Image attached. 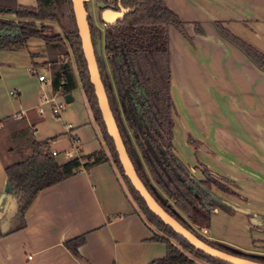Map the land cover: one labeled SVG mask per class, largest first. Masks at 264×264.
Masks as SVG:
<instances>
[{"label":"crops","instance_id":"0c3cea01","mask_svg":"<svg viewBox=\"0 0 264 264\" xmlns=\"http://www.w3.org/2000/svg\"><path fill=\"white\" fill-rule=\"evenodd\" d=\"M100 1L86 0L99 28ZM165 4L190 36L168 27L173 151L186 166L195 167L191 171L196 177L202 178L200 168L205 165L232 181L242 198L213 189L216 194L264 215V71L214 24L221 22L264 53V0H165ZM30 40L25 49H0V218L8 206L5 166L17 159L12 148L28 132L37 140H49L58 163L89 154L102 144L81 88L71 91L69 102L61 91H54L50 60L32 51ZM37 73L45 75L46 83L37 79ZM59 102L63 104L54 113L53 105ZM24 220L23 228L9 232L2 219L6 233L0 235V264H148L165 254V244L152 240L153 229L111 161L39 191ZM206 233L211 240L264 255V224L254 227L242 211L217 208ZM81 235L83 242L74 254L63 243ZM195 264L210 263L196 259Z\"/></svg>","mask_w":264,"mask_h":264},{"label":"trees","instance_id":"16d2710c","mask_svg":"<svg viewBox=\"0 0 264 264\" xmlns=\"http://www.w3.org/2000/svg\"><path fill=\"white\" fill-rule=\"evenodd\" d=\"M35 5H0V49H25L30 38L41 39L56 46L67 42L73 56L66 61L50 62L51 88L70 94L80 87L92 117L98 126L102 144L99 149L64 163L51 154L49 140H37L28 132L15 143L17 159L5 166L9 187L8 200L13 209L0 218L9 224V232L25 226L24 213L34 196L80 171L111 161L119 171L139 212L154 231L152 240L165 244L163 257L148 264H195L202 260L210 264H229L195 248L149 210L145 201L125 176L112 138L106 131L97 105L80 38L75 24L71 0H35ZM101 11L112 5L128 8L121 19L103 29L96 27L87 10L91 41L101 40V53L95 58L109 106L118 126L123 144L136 173L148 192L163 209L200 239L220 250L264 262V255L247 252L224 242L200 235L192 226L209 230L211 215L221 208L226 212L242 211L254 227L264 224V215L238 207L216 194L212 187L233 195L228 186L232 181L201 165L202 178L196 177L173 151L174 102L170 92V53L168 27L171 25L190 39L182 21L170 10L165 0H102ZM47 22L56 23L60 31L47 32ZM219 33L239 47L264 70V53L233 34L219 21L214 22ZM67 52V53H66ZM33 56V54H32ZM83 236L64 241L74 254Z\"/></svg>","mask_w":264,"mask_h":264},{"label":"water","instance_id":"95a60500","mask_svg":"<svg viewBox=\"0 0 264 264\" xmlns=\"http://www.w3.org/2000/svg\"><path fill=\"white\" fill-rule=\"evenodd\" d=\"M84 2H86V0H71L75 24L80 38L83 56L86 61L89 80L93 85L94 93L97 99V105L101 112V117L105 124L106 131L113 140L114 147L125 176L128 177L132 186L143 198L149 210L157 215L165 224L170 226L174 232L184 237L195 248L203 251L205 254L213 258L219 259L229 264H264V262L255 261L249 258L228 253L206 243L197 235L185 228L182 224H180L173 216L167 213L163 209V207L156 201V199L148 192V190L138 177L136 170L129 158L115 118L110 109L108 98L100 78L95 58V52L97 54L101 53V40L98 38L95 46L92 44L89 24L87 20V11ZM98 6H104L103 1L98 2ZM127 11L128 8L121 6L120 2L118 1V9H115L112 5H110L104 7L100 11V20L104 25H112L118 19H121L124 13H126ZM64 100L66 102L71 101L70 94H65ZM6 191H9L7 182Z\"/></svg>","mask_w":264,"mask_h":264},{"label":"rangeland","instance_id":"374dc122","mask_svg":"<svg viewBox=\"0 0 264 264\" xmlns=\"http://www.w3.org/2000/svg\"><path fill=\"white\" fill-rule=\"evenodd\" d=\"M92 2L91 3H94L93 0H91ZM35 0H0V5H4V6H14V5H18V4H21V5H35ZM90 3V5H92ZM87 5H89L87 3ZM94 6V4H93ZM92 9V8H91ZM100 27L103 29L105 27L104 24L102 23H99ZM223 27H225L223 25ZM60 29L59 27L57 26L56 23H53V22H47V32L49 34H54L56 32H59ZM225 38V37H224ZM226 39V38H225ZM227 41H229L228 39H226ZM230 42V41H229ZM232 43V42H231ZM233 44V43H232ZM235 45V44H234ZM29 48L32 50V51H38L40 52L44 58H46L47 60H50L51 61H54V60H64L66 61L67 57L65 56V49L66 51L68 52V59H70L72 61V54H71V50L70 48L68 47V44L67 42H65V46L62 45V44H58L56 46H53V45H48V44H45L44 41H42L41 39H37V38H31V40L29 41V44H28ZM236 46V45H235ZM239 48V47H238ZM240 49V48H239ZM241 50V49H240ZM242 51V50H241ZM66 52V53H67ZM243 52V51H242ZM244 53V52H243ZM245 54V53H244ZM37 55V53H36ZM246 55V54H245ZM247 56V55H246ZM248 57V56H247ZM249 58V57H248ZM73 62V61H72ZM254 63V62H253ZM255 64V63H254ZM256 65V64H255ZM258 67V66H257ZM259 68V67H258ZM262 70V69H261ZM264 71V70H263ZM12 144H13V141H12ZM229 187H234V185L230 184V183H227ZM212 189H216L226 195L230 194V193H227V192H223L221 190H219L218 188L216 187H212ZM233 189V188H232ZM233 195V194H231ZM5 200H4V203H6L7 206V211L8 210H12L13 209V201L11 202V200H7L8 197H7V193L5 195ZM235 197L238 198H242L240 197V195H233ZM9 203V204H8ZM192 226L196 229V231L200 234V235H204L207 237V231L208 230H204V229H201L199 228L197 225H195L194 223H192Z\"/></svg>","mask_w":264,"mask_h":264},{"label":"built area","instance_id":"2783aa9c","mask_svg":"<svg viewBox=\"0 0 264 264\" xmlns=\"http://www.w3.org/2000/svg\"><path fill=\"white\" fill-rule=\"evenodd\" d=\"M37 79L41 82V83H46V77H45V75L43 74V73H37ZM10 93H14L13 91L11 92L10 91ZM45 99V96L44 95H41L40 96V100H44ZM62 102H59V103H56V104H54L53 105V112L54 113H58V111H59V109L61 108V106H62ZM51 154L52 155H56V151H54V150H51Z\"/></svg>","mask_w":264,"mask_h":264}]
</instances>
